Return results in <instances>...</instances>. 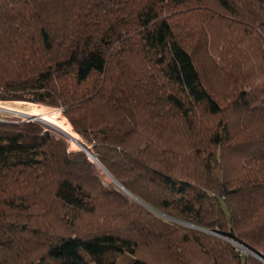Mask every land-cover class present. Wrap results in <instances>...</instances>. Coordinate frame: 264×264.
<instances>
[{"label": "trees", "instance_id": "obj_1", "mask_svg": "<svg viewBox=\"0 0 264 264\" xmlns=\"http://www.w3.org/2000/svg\"><path fill=\"white\" fill-rule=\"evenodd\" d=\"M7 100L60 107L122 188L35 119L0 120V264H155L140 246L261 264L207 232L264 258V0H0Z\"/></svg>", "mask_w": 264, "mask_h": 264}, {"label": "rangeland", "instance_id": "obj_2", "mask_svg": "<svg viewBox=\"0 0 264 264\" xmlns=\"http://www.w3.org/2000/svg\"><path fill=\"white\" fill-rule=\"evenodd\" d=\"M250 52H253L255 67L258 68L260 66V68H262V64L260 63V62H262L261 55L259 54L258 49L250 50ZM208 77H207V79H208L209 83L211 82L210 80H212V82H211L212 87H214L215 89H218L217 90L218 93H220V94L223 93L222 90H221L222 85H221L219 79H216L215 75L212 72H209ZM0 106L1 107L12 108V109H18V110L24 111V112L38 111V112L41 113V115L50 117L52 119V121L51 120L44 121V120H41V119H35V120L40 122V123H42L43 125H45L46 129L49 130L50 132H52L55 135H58V136L64 138L65 141L68 144V148L69 149H80V150H83L81 148L82 145L77 144L76 141L71 140L65 134H63L58 128H56L54 123L60 124L64 128V130L69 135L74 137L75 139H80L81 141L86 143V141L83 138H81V136H79L72 129V127L68 123L67 119L62 114L60 107H55V106H50V105L40 104V103H34V102H29V101H18V100L17 101H15V100L0 101ZM59 117H63L65 119V121H64L65 123H62L60 121ZM229 118H230L231 121H233L234 120V115L230 114ZM27 119H34V118H30L26 114L14 113V112H11V111H5V110H1L0 109V120H27ZM53 121H55V122H53ZM252 125H255V123L253 122ZM169 139H170V137H169ZM172 139H174V137ZM178 141L181 142V141H183V139L180 138V139H178ZM87 145L89 146L87 148H89L91 150V145L90 144H87ZM217 155L219 157V160H220L221 164L224 166V174L226 173L225 176H230V174H232L231 172L237 171V169L239 168V165L241 163L240 157L238 156L237 152H233L228 146H222V148H220V150L217 152ZM87 156H88V158H89V160L91 162L97 164L96 161L93 160L88 154H87ZM97 167H98L99 177H100V179H101V181H102V183L104 185L115 183L108 176L106 171L103 170L98 164H97ZM127 198L131 202H136V201H134L135 199L133 197L128 196V194H127ZM137 203L141 207L145 208L150 213H152L154 216H156V217H158V218H160L162 220L167 221L169 224H172V225H184V226H188L190 228L199 229V228H196L195 226L185 224V223H183L181 221L175 220V219H173V218H171L169 216L161 214V212L159 213L157 211H154V210L148 208L147 206H145V205H143V204H141L139 202H137ZM207 233L211 234V235H214V236H216V237H218V238H220L222 240H225L227 242H230L234 246V251L237 254L240 255L242 253H248V254L252 255L257 261H259V263L264 264V262L259 257L253 255L251 252L246 250L243 246H240L239 244H237V241L235 242L234 239L227 238V237H224V236L219 235V234H214L211 231H208ZM137 255L140 256V257H143L144 259H147L148 261H150L152 263H155V264H175V261L163 249L158 248V247H143V246H140L138 248V250H137ZM127 258H128L127 256H124L122 259L124 260V259H127Z\"/></svg>", "mask_w": 264, "mask_h": 264}, {"label": "bare ground", "instance_id": "obj_3", "mask_svg": "<svg viewBox=\"0 0 264 264\" xmlns=\"http://www.w3.org/2000/svg\"><path fill=\"white\" fill-rule=\"evenodd\" d=\"M0 109H1V110H5V111H11V112H14V113H22V114L37 115V116L41 115V113L38 112V111L24 112V111H20V110H18V109H12V108L1 107V106H0ZM42 114H43V113H42ZM40 119H41V120H44V121H47V120H51V121H52V119H51L50 117H48V116H44V115H41V116H40ZM53 122H55V121H53ZM48 123H49V122H48ZM54 124H55L56 128H58V129H59L63 134H65L68 138H70L71 140L76 141L77 144L82 145L81 147L85 148V149L88 151L89 156H90L93 160H95V157H94V155L92 154L91 150H90L89 148H87V147H89V146L84 145V142L81 141L80 139H75L74 137H72L71 135H69V134L64 130V128H63L60 124H58V123H54ZM48 125H49V124H48ZM51 126H52V125H51ZM53 127H54V126H53ZM83 145H84V146H83ZM95 161H96V160H95ZM106 173H107V172H106ZM107 174H108V173H107ZM131 197H132V196H131Z\"/></svg>", "mask_w": 264, "mask_h": 264}, {"label": "water", "instance_id": "obj_4", "mask_svg": "<svg viewBox=\"0 0 264 264\" xmlns=\"http://www.w3.org/2000/svg\"><path fill=\"white\" fill-rule=\"evenodd\" d=\"M28 117H30V118H34V119H40V116L41 115H39V116H37V115H29V114H26ZM84 145H86V146H88L86 143H84ZM88 155H89V153H88V151L85 149V148H83V147H81ZM96 159V158H95ZM103 170H105L98 162H96ZM106 171V170H105ZM107 172V171H106ZM108 176L120 187V188H122L121 187V185L115 180V179H113V177L108 173ZM130 196H132L131 194H130ZM133 197V196H132ZM137 202H139V203H141V204H143V205H145V206H147L148 208H150V209H152V210H154L153 208H151V207H149L148 205H146V204H144L143 202H141L139 199H137V198H135V197H133ZM154 211H156V210H154ZM196 228H199V229H203V228H201V227H198V226H195ZM203 230H205V229H203ZM211 232H213L214 234H219L218 232H215V231H211ZM219 235H221V234H219ZM243 246V245H242ZM246 250H248L249 252H251L253 255H255V256H257V257H259L263 262H264V258L261 256V254H258V253H256V252H254L253 250H251V249H249V248H247V247H245V246H243Z\"/></svg>", "mask_w": 264, "mask_h": 264}, {"label": "built area", "instance_id": "obj_5", "mask_svg": "<svg viewBox=\"0 0 264 264\" xmlns=\"http://www.w3.org/2000/svg\"><path fill=\"white\" fill-rule=\"evenodd\" d=\"M236 242V241H235ZM237 244H239L238 242H237ZM240 246H242L241 244H239Z\"/></svg>", "mask_w": 264, "mask_h": 264}]
</instances>
